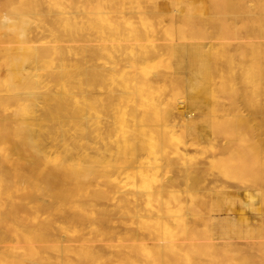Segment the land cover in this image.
<instances>
[{
  "label": "bare ground",
  "instance_id": "obj_1",
  "mask_svg": "<svg viewBox=\"0 0 264 264\" xmlns=\"http://www.w3.org/2000/svg\"><path fill=\"white\" fill-rule=\"evenodd\" d=\"M190 147L264 202V0H0V264H264Z\"/></svg>",
  "mask_w": 264,
  "mask_h": 264
},
{
  "label": "rangeland",
  "instance_id": "obj_2",
  "mask_svg": "<svg viewBox=\"0 0 264 264\" xmlns=\"http://www.w3.org/2000/svg\"><path fill=\"white\" fill-rule=\"evenodd\" d=\"M45 34V32L44 33H42V31H41V33H40V35H44ZM189 107L190 106H188L187 104H185V103H174L173 105H171V110H172V113H173V115L174 116H177V115H184V116H186V114L187 113H189V114H187V115H189L190 117H194L193 115H196L197 113H196V111H193V110H190L189 109ZM190 114H192V115H190ZM187 117V116H186ZM203 130H207V128L206 127H201ZM208 131V130H207ZM206 131V132H207ZM191 148H193V147H190V149L187 151L188 152V154L190 153L191 154V157H192V155H195L196 156V154H197V156L196 157H198V152H197V150H195V149H191ZM202 155H204V154H202ZM202 155L200 154L199 155V157L198 158H191V157H189V160L191 161V159H195V162H196V164H198L197 163V161H198V159H199V161H201V162H199V164H207V165H209L210 166V164H209V162L211 163V164H213V161H214V159H216L217 157H213V155L211 156V154H208V156H207V154H205V156L204 157H206V159L205 158H202ZM201 156V157H200ZM210 157H211V159H210ZM191 158V159H190ZM200 158H202V159H200ZM213 158V159H212ZM176 159V158H175ZM177 160V159H176ZM188 159L186 160V162H188L189 161ZM204 160H206V161H204ZM210 160V161H209ZM177 162H178V160H177ZM183 162V161H182ZM181 162V163H182ZM186 162H183L182 164L183 165H181V163L178 165L179 167H181V168H179L180 169V173H182V171H184L185 170V168H186V166L185 165H187V163ZM192 162L193 163H195L194 162V160H192ZM192 162H188V164H191ZM207 162V163H206ZM184 163H186L185 165H184ZM193 165L192 164V166L191 165H188L189 167L188 168H191V169H193V168H195L194 166H196V168H197V165ZM204 164H203V166L202 165H198V167L199 168H201V170H203V168H205L204 169V171H206V174H208V176H207V178L205 177L206 175H202V176H200V184L199 185H202V187L200 186L199 187V189H201V194H202V192H204V190L206 189V190H211V193H212V191H213V193L211 194V193H209L208 191H205V193L204 194H206L207 192H208V196H209V198H207L208 199V203L211 201V202H215L216 200H212V199H217V197L218 198H220V196H221V198L222 197H224V198H226L227 199V201L228 200H232L233 202H234V204H225V206H223V207H225V211L227 212V214H230V216L232 217H230L231 219H233V223H235V224H237L238 223V226H239V229H240V231L238 232V236L239 237H241V239H238L239 240V244H243V245H240L241 247H245L246 246V248H250L248 245H246V244H248L247 242H249V241H256V240H260L259 238H252L250 235H248V236H245V235H247V234H249L245 229H247L248 227L246 226V223H247V225H248V223L249 222H253V223H255L256 225L255 226H257L258 225V228H260V226H261V229H260V232L262 233L261 235H263L264 236V224H262L261 223V221H262V219L260 218V216L257 214L259 211H264V202H259L256 206H259V207H256V206H253V201H254V199H253V194H257V191H256V189L255 188H253V187H250L249 185H247V186H245L246 184L245 183H243L242 184V182L240 181V184H239V182L237 183L236 181H238V180H235L234 178V180L235 181H233V182H231L230 181V177H229V179H228V177L226 176V178L227 179H225V176L224 175H222L221 173H219V170H217L218 168H216V167H214L213 165L211 166L212 168V170L214 171V169H215V175L213 174H209L208 172H210L211 171V173H212V170H208V166H204ZM183 166H185V168L183 167ZM182 168H184V169H182ZM195 168V169H196ZM198 168V169H199ZM208 171V172H207ZM213 172V173H214ZM203 174V173H202ZM205 174V173H204ZM210 175H211V177L212 176H214V177H210ZM217 175H218V177H217ZM222 175V176H221ZM220 176H221V178H220ZM202 177V178H201ZM206 178V179H205ZM215 178V179H214ZM217 178H220V179H218L217 180ZM204 181H203V180ZM222 180H224L223 182H225V183H222ZM219 181V182H218ZM205 182H207V184H204ZM202 183V184H201ZM208 183H209V185H208ZM213 183V184H212ZM217 183V184H216ZM221 183H222V186H221ZM220 184V185H219ZM223 184H224V187L225 186H227V187H225V189H224V187H223ZM226 184V185H225ZM241 184L243 185V186H241ZM207 185H208V187L209 186H211L210 187V189H208V187H207ZM213 185V186H212ZM219 186V188L218 187H216V186ZM184 187V185H180V188H178V189H184L183 188ZM221 187H223L222 189H221ZM235 187V188H234ZM216 188V190H214ZM244 190H243V189ZM241 189V190H240ZM225 191V192H220V191ZM226 190H227V192H226ZM218 193H217V192ZM216 192V193H215ZM223 193H224V195H223ZM200 194V193H199ZM209 194H211V195H214V196H212V198L210 197L211 195H209ZM217 194H219V195H217ZM226 194V195H225ZM250 194H252V195H250ZM207 195H202V196H206V197H208ZM183 196L185 197V195L183 194ZM202 196H200L199 197V202H201L203 199V197ZM226 196V197H225ZM249 196H251V197H249ZM205 198V197H204ZM248 198V199H247ZM251 198V199H250ZM207 199L205 198V201L204 202H207ZM237 199V200H236ZM183 202H186V201H183ZM242 202H243V204H242ZM247 202H248V205L246 206V204H247ZM261 204V205H260ZM224 205V204H223ZM253 206V208H254V211L255 212H253V208H252V211L250 210L251 209V207ZM261 206V207H260ZM202 207H204V206H202ZM238 207V208H237ZM245 207V208H244ZM248 207V208H247ZM263 208V209H262ZM201 210H202V208H200ZM241 209V210H240ZM244 209H246V210H244ZM257 209V210H256ZM207 210V209H206ZM203 211L204 213H206L205 214V216H204V219H201V220H199L200 221V223H198L197 224V222H199L198 221V219H196L195 217H193L194 219L192 220V219H190L189 221H191V224L193 225V226H195L196 228L197 227H200V228H198L199 229V231H204L205 229H207L208 227L209 228H211V231H212V233L213 234H217V235H220V234H218L219 233V230L218 229H221L222 230V226H220V224L218 225V227H217V223H216V221H214L213 222V218L215 217V215L216 216H219V217H221L222 215H220L219 213L220 212H218L217 211V209L215 210V208H214V212H213V210H209L210 211V213L208 212V210L207 211ZM216 211L218 212V213H216ZM220 211V210H219ZM257 211V212H256ZM238 212V213H237ZM214 213V214H213ZM240 213V214H239ZM243 213H245L244 215L246 216H244L243 215ZM207 214H209V215H213V216H211V218H210V216L209 215H207ZM235 214V215H234ZM249 216H248V215ZM224 215H226L225 213H224ZM227 216V215H226ZM248 216V217H247ZM192 217V216H191ZM206 217H207V219H206ZM235 217H236V219H235ZM245 217V218H244ZM217 218V217H216ZM238 218V219H237ZM247 218V219H246ZM250 220H249V219ZM209 219H211L212 220V223H214V224H216V226L214 225V227H215V229H214V227H213V224L209 221ZM206 222H204V221ZM215 220V219H214ZM235 220H238L237 222H235ZM241 220V221H240ZM247 220V221H246ZM117 221V220H116ZM116 221H113V223L111 224L112 225V227L116 230V231H118V229L120 230L121 228L120 227H122V226H120L121 225V223L120 224H118V223H116V226H117V228H115L113 225H114V222H116ZM125 222H126V224H125V222H123V220H121V219H119V222H123L125 225H126V227H124V231H122L123 233H125V232H128V231H132V230H134V229H132L133 227L131 226V225H133V226H136V227H134L135 229L137 228V222L136 221H132L131 219L129 220V219H125L124 220ZM129 221L132 223L133 222V224H129L128 226H131V228H130V230H128L129 229V227L127 226V224L129 223ZM202 221V222H201ZM208 221H209V223H208ZM242 221H243V224H241L242 223ZM118 222V221H117ZM195 222V223H194ZM245 222V223H244ZM263 223H264V219H263V221H262ZM122 223V224H123ZM203 223V224H202ZM205 223V224H204ZM210 223H211V225H210ZM259 223H261V224H259ZM118 224V225H117ZM240 224V225H239ZM244 225V226H243ZM118 226H119V228H118ZM208 226V227H207ZM211 226V227H210ZM220 226V227H219ZM246 226V227H245ZM249 226H252V225H249ZM263 226V227H262ZM87 227V225L85 226V228ZM123 227H122V230H123ZM139 227V226H138ZM206 227V228H205ZM213 227V228H212ZM126 228H127V231H125L126 230ZM208 228V229H209ZM217 228V229H216ZM89 228L87 227V230H88ZM207 229V230H208ZM213 229L214 230H217V231H213ZM86 229H84V231H85ZM86 230V231H87ZM137 230V229H136ZM262 230V231H261ZM225 231H226V229H225ZM119 233L121 232V231H118ZM215 232H217V233H215ZM220 232H222V231H220ZM227 232H230V231H227ZM243 232V233H242ZM71 233H73V234H66V235H61L59 238H64V240H65V238H66V240H67V244H75L76 245V243H77V236H75L76 235V233L75 232H71ZM74 233H75V235H74ZM123 233H121L122 235H124ZM231 233V232H230ZM233 233V232H232ZM231 233V234H232ZM222 235H224V236H228L229 234L228 233H226V235L222 232L221 233ZM230 234V235H231ZM235 233H233V235H231L233 238H234V236L235 235H237V233L234 235ZM72 235H74L73 237L74 238H72ZM221 235V236H222ZM260 235V236H261ZM64 236V237H63ZM230 237V236H229ZM61 238V239H62ZM149 238V237H148ZM247 240H249V241H246L245 242V240L246 239ZM71 239H73V240H71ZM77 239V240H76ZM245 239V240H244ZM251 239V240H250ZM254 239V240H253ZM256 239V240H255ZM76 240V241H75ZM224 239H222V241L221 240H218V241H221V242H224L223 241ZM237 240V241H238ZM63 241V240H62ZM201 241V240H200ZM202 241H204V240H202ZM245 242V246H244V242ZM251 241V242H252ZM63 242H65V241H63ZM69 242V243H68ZM76 242V243H75ZM150 242V241H149ZM21 251V250H20ZM259 252V251H258ZM257 252V253H258Z\"/></svg>",
  "mask_w": 264,
  "mask_h": 264
}]
</instances>
